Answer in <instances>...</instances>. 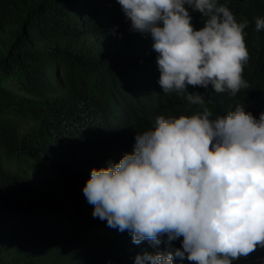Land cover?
Instances as JSON below:
<instances>
[{"label": "trees", "instance_id": "1", "mask_svg": "<svg viewBox=\"0 0 264 264\" xmlns=\"http://www.w3.org/2000/svg\"><path fill=\"white\" fill-rule=\"evenodd\" d=\"M228 3L248 22L249 87L232 97L189 86L205 95L200 106L162 92L153 41L129 31L116 0H0V264H134L181 248L166 236L133 244L127 230L92 216L82 189L93 168L131 154L158 116L207 107L215 119L238 104L257 119L264 112V30L252 26L264 0ZM190 14L200 30L203 18ZM242 259L264 264V249Z\"/></svg>", "mask_w": 264, "mask_h": 264}, {"label": "clouds", "instance_id": "2", "mask_svg": "<svg viewBox=\"0 0 264 264\" xmlns=\"http://www.w3.org/2000/svg\"><path fill=\"white\" fill-rule=\"evenodd\" d=\"M116 3L130 32L151 37L163 93L203 106L205 95L189 93V86L232 97L249 87L242 76L248 22H237L228 0ZM190 10L203 18L200 30ZM252 26L263 31L264 17ZM211 116L207 107L191 116H158L153 128L135 136L131 154L91 170L82 191L94 218L127 230L135 245L183 237L180 249L145 252L134 264H173L174 258L233 264L264 249V112L257 119L238 104Z\"/></svg>", "mask_w": 264, "mask_h": 264}, {"label": "rangeland", "instance_id": "3", "mask_svg": "<svg viewBox=\"0 0 264 264\" xmlns=\"http://www.w3.org/2000/svg\"><path fill=\"white\" fill-rule=\"evenodd\" d=\"M181 239H183V237H180V238H179V240H181ZM242 261H244V260L241 258V259L235 261V264H245V263H243ZM246 264H247V263H246Z\"/></svg>", "mask_w": 264, "mask_h": 264}]
</instances>
